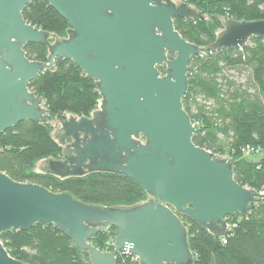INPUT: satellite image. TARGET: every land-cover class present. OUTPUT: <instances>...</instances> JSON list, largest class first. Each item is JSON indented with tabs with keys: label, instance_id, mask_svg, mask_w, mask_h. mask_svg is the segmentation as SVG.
I'll list each match as a JSON object with an SVG mask.
<instances>
[{
	"label": "water",
	"instance_id": "water-1",
	"mask_svg": "<svg viewBox=\"0 0 264 264\" xmlns=\"http://www.w3.org/2000/svg\"><path fill=\"white\" fill-rule=\"evenodd\" d=\"M32 1L0 0V135L24 121L48 123L43 99L28 84L54 70L57 59L71 61L95 80L101 101L89 117L59 120L52 135L61 158L41 161L39 172L59 179L123 176L149 200L129 208L85 205L0 172V236L45 224L87 253V264H116L119 253L142 264H193L179 216L222 238L231 233L227 218L246 217L263 195L234 180L231 160L192 142L195 128L182 105L188 64L201 52L264 40V21L226 20L214 43L200 50L173 20L203 17L178 0H44L68 24L67 37L58 39L24 21ZM29 44L47 47V64L26 58ZM109 228L113 250L103 253L89 240ZM0 264L25 263L0 241Z\"/></svg>",
	"mask_w": 264,
	"mask_h": 264
},
{
	"label": "trees",
	"instance_id": "trees-1",
	"mask_svg": "<svg viewBox=\"0 0 264 264\" xmlns=\"http://www.w3.org/2000/svg\"><path fill=\"white\" fill-rule=\"evenodd\" d=\"M178 1L203 17L173 20L180 36L200 50L214 43L226 20L264 21V0ZM22 16L27 24L55 38L67 37V22L44 0H33ZM24 52L29 61L48 63V49L43 45H26ZM159 71L163 74L164 69ZM187 79L182 105L195 128L192 142L231 160L234 180L263 195L246 217L227 218L231 233L222 238L179 216L187 229L193 264H264V40L253 38L239 50L201 52L190 60ZM28 88L43 99L48 123L24 121L0 135V172L15 182L69 194L85 205L129 208L149 200L141 187L115 174L59 179L36 172L38 162L61 158L62 148L53 138L49 121L66 115L89 117L101 97L94 79L71 61L60 59L55 61L54 70L40 73ZM114 231L99 232L89 242L100 252L110 253ZM0 241L12 258L25 264H87L89 260L87 253L77 250L69 238L50 225L4 233ZM116 264L142 263L119 253Z\"/></svg>",
	"mask_w": 264,
	"mask_h": 264
},
{
	"label": "rangeland",
	"instance_id": "rangeland-1",
	"mask_svg": "<svg viewBox=\"0 0 264 264\" xmlns=\"http://www.w3.org/2000/svg\"><path fill=\"white\" fill-rule=\"evenodd\" d=\"M97 108H98V107H97ZM49 124L51 125L52 130H54L56 126L58 127L57 120H55V119L50 120V121H49ZM52 132H53V131H52ZM219 158H224V157H219ZM40 166H41V161L38 162V163L35 165L34 170H35L36 172H39ZM147 201H148V200H147ZM147 201H145V202H147ZM145 202H143V203H145Z\"/></svg>",
	"mask_w": 264,
	"mask_h": 264
},
{
	"label": "flooded vegetation",
	"instance_id": "flooded-vegetation-1",
	"mask_svg": "<svg viewBox=\"0 0 264 264\" xmlns=\"http://www.w3.org/2000/svg\"><path fill=\"white\" fill-rule=\"evenodd\" d=\"M61 118H62V117H61ZM61 118H60V119H61ZM60 119H57V123H58V127H57V128H59V120H60ZM57 128H56V129H57ZM56 129H55V130H56ZM55 130H54V133H55ZM69 142H70V141L67 140V143H69Z\"/></svg>",
	"mask_w": 264,
	"mask_h": 264
},
{
	"label": "built area",
	"instance_id": "built-area-1",
	"mask_svg": "<svg viewBox=\"0 0 264 264\" xmlns=\"http://www.w3.org/2000/svg\"><path fill=\"white\" fill-rule=\"evenodd\" d=\"M247 153H249V152H247Z\"/></svg>",
	"mask_w": 264,
	"mask_h": 264
}]
</instances>
